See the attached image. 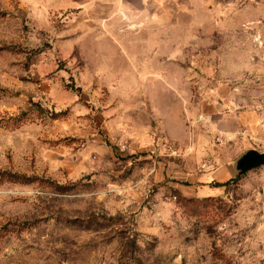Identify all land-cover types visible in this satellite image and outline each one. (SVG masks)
I'll return each instance as SVG.
<instances>
[{"label":"rangeland","instance_id":"rangeland-1","mask_svg":"<svg viewBox=\"0 0 264 264\" xmlns=\"http://www.w3.org/2000/svg\"><path fill=\"white\" fill-rule=\"evenodd\" d=\"M137 5L0 0V264H264V0Z\"/></svg>","mask_w":264,"mask_h":264},{"label":"crops","instance_id":"crops-1","mask_svg":"<svg viewBox=\"0 0 264 264\" xmlns=\"http://www.w3.org/2000/svg\"><path fill=\"white\" fill-rule=\"evenodd\" d=\"M31 1V0H30ZM37 5H41L44 10L49 12H54L57 14H63L64 12L72 11V10H84L83 15L86 14L85 11L88 12V16L97 18V19H107L110 17H114L119 15L118 13H113L114 11L119 12L120 15L125 17V19L130 20L132 17V12L137 11L139 1L142 0H35ZM257 52L259 58L256 60H261L262 56L260 53L264 52V40L262 37L259 39ZM261 50V51H260ZM251 51L247 50L244 52V60H250ZM256 58V57H255ZM251 123L256 124L258 122V118L254 115L249 117ZM237 171V169H236ZM238 172V171H237ZM239 175V174H238ZM221 175H215L212 177H207L205 180L206 186L203 188H195L191 191H182L181 193L186 196L189 195V198H204V197H216L220 196L222 190L220 188H212L210 184L213 183L214 180H219Z\"/></svg>","mask_w":264,"mask_h":264},{"label":"water","instance_id":"water-1","mask_svg":"<svg viewBox=\"0 0 264 264\" xmlns=\"http://www.w3.org/2000/svg\"><path fill=\"white\" fill-rule=\"evenodd\" d=\"M264 166V153L257 150L248 151L237 162L236 169L239 176H244L249 172Z\"/></svg>","mask_w":264,"mask_h":264},{"label":"trees","instance_id":"trees-1","mask_svg":"<svg viewBox=\"0 0 264 264\" xmlns=\"http://www.w3.org/2000/svg\"><path fill=\"white\" fill-rule=\"evenodd\" d=\"M11 180H13L14 182H18L19 177L18 176H12ZM228 183L226 184H218L217 187H223V186H227Z\"/></svg>","mask_w":264,"mask_h":264},{"label":"built area","instance_id":"built-area-1","mask_svg":"<svg viewBox=\"0 0 264 264\" xmlns=\"http://www.w3.org/2000/svg\"><path fill=\"white\" fill-rule=\"evenodd\" d=\"M120 151L121 152H127V151H129V147L127 146V145H122L121 147H120Z\"/></svg>","mask_w":264,"mask_h":264}]
</instances>
